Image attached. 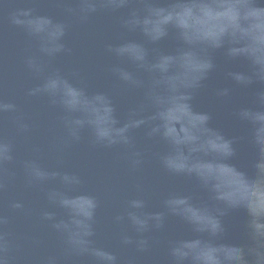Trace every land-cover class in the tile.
<instances>
[{
	"label": "clouds",
	"instance_id": "1",
	"mask_svg": "<svg viewBox=\"0 0 264 264\" xmlns=\"http://www.w3.org/2000/svg\"><path fill=\"white\" fill-rule=\"evenodd\" d=\"M3 4L0 0V6ZM67 10L78 14L81 22L99 10H126L121 28L134 38L108 44L106 52L116 61L112 75L139 94L138 102L121 114L109 93L77 87L59 70L28 90L27 96L46 95L53 104L58 103L67 114L64 124L73 141L79 142L81 131L87 129L97 145L132 150L133 169L143 163L142 152L134 150L138 134L166 145L167 150L159 156L162 167L193 178L216 202L215 206L195 204L189 194H173L163 202V211L146 212L144 199L130 200L126 218L139 238L124 234L121 243L140 252L148 250L144 234L162 229L170 215L196 234L194 239L172 244V264H264V0H76V9ZM10 22L39 41V56L25 59L27 69L36 76L46 67L40 57L51 60L71 51L64 43L69 27L65 22L35 16L32 8L17 10ZM169 39L175 41L171 49L162 46ZM218 55L227 68L224 78L229 85L215 89L217 100L229 102L237 88L254 90L252 104L239 106L232 113L245 128L253 130L250 142L256 148V159L250 172L234 163L240 138L215 127L213 114L198 110L194 104L218 71ZM17 111L16 103L0 99V119ZM15 125L18 133L30 130L20 117ZM13 160V143L0 135V194L7 184L5 166ZM23 169L27 187L80 183L77 175L49 171L35 160L25 161ZM46 196L52 205L65 210L66 218L57 219L55 212L47 210L41 218L65 235L71 252L90 256L93 264H119L114 252L94 246L95 198L69 197L56 190ZM81 200H86L87 210ZM9 207L24 210L19 200ZM238 211L247 217L245 242L222 243L226 232L223 217ZM124 219L116 217L118 222ZM6 223L7 217L0 214V264H9L3 232Z\"/></svg>",
	"mask_w": 264,
	"mask_h": 264
},
{
	"label": "water",
	"instance_id": "2",
	"mask_svg": "<svg viewBox=\"0 0 264 264\" xmlns=\"http://www.w3.org/2000/svg\"><path fill=\"white\" fill-rule=\"evenodd\" d=\"M68 7L76 9V0H4L0 6V99L14 102L18 108L17 113L5 114L0 119V135L13 143L14 155L13 162L5 166L7 184L0 194V214L7 217L3 232L8 242L9 264H50V261L93 264L90 256L71 252L65 235L53 229L51 222L42 220L41 214L46 210L55 212L57 219L66 218L65 210L48 201L46 193L52 190L69 197L95 198L98 207L93 223L94 246L114 252L119 264H172L169 254L172 244L181 239H194L196 234L181 219L169 215L162 229L144 234L149 240L148 250L140 252L135 246H125L121 243L122 235L139 238L126 218L128 202L144 199L146 212L163 211V202L173 194H189L195 204L215 206L216 202L200 190L193 178L169 173L162 167L159 156L167 150L166 145L148 141L142 133L138 134L134 150L142 152L143 163L133 169L132 150L97 145L87 129L81 131L79 142L73 141L64 124L67 114L58 103L53 104L46 95L27 96L28 90L59 70L77 87L109 93L121 114L138 102L139 94L121 85L112 75L111 68L116 61L106 52V45L134 38L121 28V17L126 10H99L86 22H81L78 14L68 12ZM23 8H32L35 16H47L54 22L69 25L64 43L71 51L51 60L40 57L46 65L40 76L25 65L27 57L39 56L38 39L10 22L11 15ZM162 46L171 49L175 41L169 39ZM217 64L218 71L206 82L194 104L198 110L213 114L215 127L228 136L240 138L234 163L250 172L256 159V148L250 142L253 130L245 128L232 113L239 106L252 104L254 90L237 88L229 102L217 100L215 89L229 85L224 78L227 68L219 55ZM17 117L29 124V132H17ZM27 160H35L49 171L75 174L80 183L64 186L49 182L27 187L23 169ZM221 191L226 193L227 190ZM17 200L23 202V211L10 209L9 204ZM81 206L87 210L86 200H81ZM117 216H125V219L118 222ZM223 220L226 232L221 242L244 243L247 217L243 211L230 212Z\"/></svg>",
	"mask_w": 264,
	"mask_h": 264
}]
</instances>
